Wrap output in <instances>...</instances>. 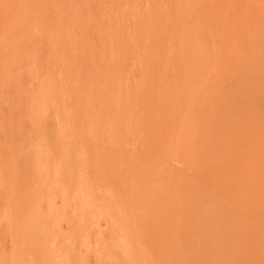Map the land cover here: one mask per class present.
I'll use <instances>...</instances> for the list:
<instances>
[{"label":"rangeland","instance_id":"obj_1","mask_svg":"<svg viewBox=\"0 0 264 264\" xmlns=\"http://www.w3.org/2000/svg\"><path fill=\"white\" fill-rule=\"evenodd\" d=\"M117 1L0 0V264H264V0Z\"/></svg>","mask_w":264,"mask_h":264},{"label":"bare ground","instance_id":"obj_2","mask_svg":"<svg viewBox=\"0 0 264 264\" xmlns=\"http://www.w3.org/2000/svg\"><path fill=\"white\" fill-rule=\"evenodd\" d=\"M164 1V0H163ZM137 0H118L116 3H115V5L113 6V8H114V10H115V6H118L119 8H116L117 10L116 11H114L113 9H112V11L111 12H117V13H122L123 11H125V10H127V9H132L133 7H134V5H136L137 4ZM158 2H160L161 3V1H156V5L154 4V3H144V9L145 10H149V11H151V10H154V8L155 9H157V7L159 8V5H158ZM150 8V9H149ZM166 9L167 8H160V10L162 11V12H164V14H163V20H166L167 19V15H166V19H165V13H166ZM168 10V9H167ZM124 16V15H123ZM176 47H178L177 45H176ZM175 47V49H178V48H176ZM189 48L191 47V46H188ZM180 49V48H179ZM186 50V49H185ZM178 51V50H177ZM180 52H181V50H179ZM188 51H189V49H188ZM188 51H184V49H183V51L182 52H188ZM184 54V53H183ZM186 54V53H185ZM188 54V53H187ZM186 57H187V55H185ZM188 64V63H187ZM190 65H192V64H190ZM183 66V65H182ZM177 68H181L180 66H179V64H178V66H176ZM178 69V70H179ZM182 69H184V68H182ZM169 69H166V71H165V69H164V71L162 70V72H163V74H165L164 72H166L167 73V71H168ZM173 70V72H174V68H172L171 69V71ZM181 70V69H180ZM180 70H179V72H177L179 75L181 74V72H180ZM182 71V70H181ZM175 72H176V70H175ZM177 73H174V74H177ZM162 74V73H161ZM171 74V73H170ZM169 74V75H170ZM51 78H52V90H51V93H50V97H49V100L51 99L52 100V105L54 106V107H56L55 108V111H56V114L57 115H60L61 116V119H62V128L59 130V131H55V132H52L51 133V135L54 137V138H56V139H60L62 142H63V144L66 146V144L68 143V138H67V133H68V131H70L69 129H71V122H69L70 124H68V116H67V114H65L67 111H63V109L60 107L61 106V104H68V99H64V96H65V94L67 93V91H64V87L65 86H61L62 84L59 82V80L56 78V74L54 73L52 76H51ZM63 83V82H62ZM65 83V82H64ZM61 84V85H60ZM60 86H61V88L63 89V91H62V89L60 88ZM66 88V87H65ZM68 89V88H67ZM44 97H46V95L45 94H43L42 96L40 95V98L42 99V98H44ZM39 99V98H38ZM43 100H45V98L43 99ZM42 100H40V102H41ZM45 102V101H44ZM67 104H66V106L65 107H67ZM61 111H63V113L61 112ZM172 115V114H171ZM170 115V117L173 119V118H175L174 117V115H172L171 116ZM168 116V115H167ZM166 116V117H167ZM170 117H168V119L170 118ZM91 118H93V117H91ZM70 119V118H69ZM103 119V118H102ZM172 119H171V121H172ZM174 120V119H173ZM70 121V120H69ZM92 121H93V119H92ZM92 121H90L89 123L87 122V123H85L84 124V126L87 124V127H86V129H84V130H87L89 127H88V125H91V122ZM170 121V122H171ZM94 122V121H93ZM103 122V121H102ZM115 122V121H114ZM95 123V122H94ZM94 123H92L93 124V126L92 127H90L89 128V130L88 131H91V133L93 134L92 136H95V137H92L91 138V136H90V139H92V141H93V139L95 138L96 139V135H99V132L97 133V131H94V130H96V123L94 124ZM104 123H106V122H104ZM113 123V122H112ZM111 123V124H112ZM99 124V123H98ZM97 124V125H98ZM68 125H70L69 127H68ZM94 125L96 126V127H94ZM106 125V124H105ZM109 125H110V123H109ZM83 125L80 127V128H85ZM99 127H100V125H99ZM103 126H101V128H102ZM69 128V129H68ZM95 128V129H94ZM100 128V129H101ZM99 129V130H100ZM104 129V128H103ZM79 130V129H78ZM83 130V131H84ZM92 130H93V132L95 133H93L92 132ZM82 132V131H81ZM100 132H101V130H100ZM184 132L186 133H188L189 132V130L188 131H185L184 130ZM83 133V132H82ZM91 133H90V135H91ZM115 133V132H114ZM182 134H183V132H181ZM78 134H80V132L78 133ZM88 133H86V135H87ZM189 134V133H188ZM188 134H186V136H185V141H186V143H185V145L184 144H182V145H184L186 148H188L190 145H191V143H190V145H186L187 144V136H189ZM179 135V134H178ZM51 136V138H53ZM174 136V135H173ZM177 135H175V137L173 138V139H178L179 138V136H177ZM180 136L182 137V140L184 139L183 138V136H184V134L183 135H181L180 134ZM67 138V139H66ZM189 138V137H188ZM180 139V138H179ZM55 140V139H54ZM97 140H98V138H97ZM104 140V139H103ZM181 140V139H180ZM180 140H178L179 142H180ZM182 140H181V142H182ZM191 140V139H190ZM58 141V140H57ZM95 141V140H94ZM176 141V140H175ZM185 141H183V143L185 142ZM188 141H189V139H188ZM99 142V141H98ZM100 142H101V144L104 142H102V140H100ZM99 142V143H100ZM95 143H96V141H95ZM189 143V142H188ZM194 143V142H193ZM196 143V142H195ZM91 144H92V142H91ZM97 144V143H96ZM105 144V142L103 143V145ZM63 145V146H64ZM102 145V146H103ZM109 145V144H108ZM108 145H106V146H108ZM180 145V144H179ZM181 145V146H182ZM60 146H61V144H60ZM63 146L61 147V148H63ZM95 146V145H94ZM101 146V147H102ZM184 146H182V147H184ZM195 146V145H194ZM105 147V146H104ZM185 147H184V149H185ZM60 148V149H61ZM66 148H68V147H66ZM66 148L64 149V154L66 153L67 154V152H68V149L66 150ZM108 149V148H107ZM179 150V149H178ZM61 151V150H60ZM59 153H61V152H59ZM108 153V152H107ZM192 154V153H191ZM187 156V155H186ZM179 157H180V155H179ZM224 157V156H223ZM178 158V157H177ZM225 159V158H224ZM252 159V158H251ZM79 161H78V163L75 165L76 166V168H74V164H73V166L71 167L72 169L74 168V172H75V169H78V168H81L82 169V167L84 166H86L85 168H87V166H90V165H88V162L86 163V160H84L83 159V157H81V159L79 158L78 159ZM42 161V160H41ZM40 161V162H41ZM44 162V161H43ZM50 162V161H49ZM198 162V161H197ZM42 163V162H41ZM41 163H39V165L41 164ZM72 163V162H71ZM187 163V162H186ZM38 164V163H37ZM51 164V163H50ZM90 164V163H89ZM45 165V164H44ZM91 165L92 166H90L91 168L92 167H94L95 169L94 170H96V171H94V172H98V171H102V169H100L99 170V168L100 167H98V169H97V167H95L96 166V163H94V165L91 163ZM177 165V164H176ZM193 165V164H192ZM38 166V165H37ZM99 166V165H98ZM186 166V165H185ZM208 166V165H207ZM40 167H42V166H40ZM50 167V166H49ZM78 167V168H77ZM183 167V166H182ZM198 167V166H197ZM38 168H39V166H38ZM43 168V167H42ZM52 169H53V166L51 167ZM50 168V169H51ZM83 170V169H82ZM82 170H80V169H78V172H80V171H82ZM84 171H86V170H84ZM91 171V170H90ZM180 171V170H179ZM187 171H189V170H187ZM72 172V171H71ZM77 172V171H76ZM184 172V171H183ZM200 172V171H199ZM73 173V172H72ZM101 173V172H100ZM174 173V172H173ZM76 174V173H75ZM168 174H170V173H168ZM210 174V173H209ZM54 176V178H56V180L58 179L59 180V178H57V177H55V174H53ZM72 175V174H71ZM73 175H74V173H73ZM92 175H93V171H92V173H91V175L89 174V175H85L84 177H78L77 178V176H76V178H71V183H70V185L68 186V189L66 188V185H64L63 184V182L62 183H59V182H57V183H59V185H60V187L59 188H57L58 189V191H60V192H63V195L65 194V196H67V194H68V200H66V199H64V200H66V202L68 203V207L70 206V204H72L71 203V200H73L74 198L75 199H79L80 197H78L79 195H80V192H83V191H79L78 193V195L76 196L75 195V193H73V192H75V191H77V190H74L73 192L71 191L72 189H71V184H74V186L76 185V183L77 184H79L78 182H81V184H82V181H83V183L85 182L86 183V185H88V187H86V191L88 190L87 188H89L90 190L92 189L91 187H90V177H92ZM120 175V174H119ZM175 175V174H174ZM174 175L171 173V175H170V177H169V180L168 181H172V179L174 178ZM190 175V174H189ZM51 176V175H50ZM65 176V175H64ZM67 176V175H66ZM65 176V177H66ZM75 176V175H74ZM102 176V175H101ZM104 176V175H103ZM173 176V177H172ZM202 176V175H201ZM242 176V175H241ZM244 176V175H243ZM242 176V177H243ZM64 177V178H65ZM107 177V176H106ZM177 177V176H176ZM185 177V176H184ZM205 177V176H204ZM209 177H211V176H209ZM214 177V176H213ZM212 177V178H213ZM241 177V178H242ZM51 178V177H50ZM64 178L61 180V181H63L64 180ZM203 177H201V179H202ZM206 178H208V177H206ZM244 178H246V177H244ZM67 179V178H66ZM73 179V180H72ZM176 179V178H175ZM178 179V178H177ZM176 179V180H177ZM184 179V178H183ZM214 179V178H213ZM42 180V179H41ZM45 180V179H44ZM174 180V179H173ZM200 180V179H199ZM206 180V179H205ZM245 180V179H244ZM247 180V179H246ZM65 181H67V180H64V182ZM171 181H170V183H171ZM192 181V180H191ZM242 181V180H241ZM52 182V181H51ZM139 182L140 181H137V182H133V180H132V182H130L131 183V186H133V187H138L139 186ZM172 182H175V180L174 181H172ZM178 182V181H177ZM182 182V181H181ZM199 182V181H198ZM206 182V181H205ZM208 182V181H207ZM69 183V182H68ZM68 183H67V185H68ZM85 183H84V185H85ZM43 184V183H42ZM46 184H47V182H46ZM49 184H54V182H52V183H50V180H49V182H48V185ZM55 184H56V182H55ZM117 184V187L118 188H120L119 186L122 184L124 187H126V186H128V185H124V182L123 181H119V182H117L116 183ZM128 184V183H127ZM203 184V183H202ZM58 185V184H57ZM178 185V184H177ZM50 186V185H49ZM130 186V185H129ZM184 186V185H183ZM203 186V185H202ZM47 187V186H46ZM54 187V186H53ZM122 187V186H121ZM124 187H122L123 189H124ZM196 187V186H195ZM198 187V186H197ZM196 187V188H197ZM55 188L56 187H54V190H55ZM122 188H120V189H122ZM132 188V187H131ZM200 188V187H199ZM45 189V188H44ZM79 189H80V186H79ZM119 189V190H120ZM90 190H88V192L90 191ZM115 190H118V189H115ZM125 190H127V187L125 188ZM125 190H122V192H125ZM204 191V190H203ZM39 193H40V191H38ZM59 192V193H60ZM68 192V193H67ZM72 192V193H71ZM84 192H85V189H84ZM121 192V191H120ZM39 193H38V195H39ZM90 193H92V191L90 192ZM88 194L91 198H93V199H91V198H89V196H86V197H88L87 199H88V201H89V203L91 204H93V203H98V201H99V203H100V201H104V199H103V197L100 199H96L95 198V196H94V194ZM125 193H127V192H125ZM57 194V193H56ZM62 194V193H61ZM123 194V193H122ZM128 194V193H127ZM156 194V193H155ZM85 195V194H84ZM163 195H165V193H163ZM41 196V195H40ZM64 196V197H65ZM94 196V197H93ZM202 196V195H201ZM62 197V196H61ZM81 197H82V195H81ZM41 198V197H40ZM113 198V197H112ZM140 198V197H139ZM138 198V199H139ZM141 198H144V197H141ZM194 198V197H193ZM82 199V198H81ZM85 199V198H84ZM110 199V198H109ZM117 199V198H116ZM189 199V198H188ZM195 199V198H194ZM198 199V198H197ZM69 200H70V202H69ZM80 200V199H79ZM162 200V195L161 194H156V195H154L152 198H150V199H148V201H150V202H154V203H157V202H160ZM40 201V200H39ZM76 201V200H75ZM85 201H86V199H85ZM85 201H83V202H85ZM111 201V200H110ZM112 201H113V199H112ZM108 202V201H107ZM200 202V201H199ZM203 202V201H202ZM50 204H52L53 202H49ZM88 203V202H87ZM86 203V204H87ZM98 203V204H99ZM102 203H105V202H102ZM191 203V202H190ZM50 204H49V206H50ZM108 204V203H107ZM95 205V204H94ZM105 205V204H104ZM173 205H174V203H173ZM178 205V204H177ZM196 205V204H195ZM88 206V205H87ZM93 206V205H92ZM92 206H89V207H92ZM96 206V205H95ZM198 206V205H197ZM50 207H52V205L50 206ZM94 207V206H93ZM102 207H104V206H102ZM146 207H147V204H144V206H143V210H146ZM190 207V206H189ZM193 207V206H192ZM201 208V207H200ZM53 209V208H52ZM52 209H50L51 211H53ZM87 209V210H86ZM85 210L86 211H88L89 210V208L87 207ZM92 209V208H91ZM85 210H83V212H85L86 213V211ZM94 209H92V210H89V211H93ZM119 210V209H118ZM89 211L87 212L88 213V215H90V213H89ZM202 211V210H201ZM55 212V211H54ZM54 212H52L53 214H54ZM57 212H59L58 214H57ZM198 212V211H197ZM95 213V212H94ZM145 213V212H144ZM63 215V213H61V211H56V214L54 215V218L52 219V220H58V219H63V217H62V215ZM109 214V213H108ZM66 215V214H65ZM41 216V215H40ZM86 216V215H85ZM92 217V216H91ZM91 217H89V218H91ZM121 217V216H120ZM38 218H39V215H38ZM51 218H52V216H51ZM86 218V217H85ZM87 219V218H86ZM36 220V219H35ZM32 221H34V220H32ZM31 221V222H32ZM56 229V228H55ZM207 230V229H206ZM201 245V244H200ZM57 245L54 243V245H50L49 247H52V248H50V252H48V256H45V257H43V259L41 260V263L40 264H56L58 261H56V260H58L57 258L59 257L58 255H57V251H58V249H57V247H56ZM227 246V245H226ZM240 246V245H239ZM219 247V246H218ZM179 248V247H178ZM47 249H49V248H47ZM115 249V251L116 250H118V251H120V253H123L124 255H122L123 256V260L122 261H119L120 263L119 264H130L131 262H132V255L131 254H129V253H127V251H129V245L128 244H126V243H124V244H121L119 241H117V243L115 242L114 243V245H113V250ZM218 250H220V249H218ZM218 253V252H217ZM216 254V253H215ZM110 254H106V257H105V262H104V264H113V262H111L110 260H111V258H109V257H111V256H109ZM211 255V254H210ZM209 256V255H208ZM216 256V255H215ZM210 257V256H209ZM208 258V257H207ZM212 258V257H211ZM215 258V257H214ZM120 259V258H119ZM206 259V258H205ZM222 259V258H221ZM208 260H211V259H208ZM207 260V261H208ZM210 262V261H209ZM213 262H215L214 260H213ZM211 263V262H210ZM219 263V262H218ZM63 264H65V263H63ZM207 264H209V263H207ZM215 264V263H214Z\"/></svg>","mask_w":264,"mask_h":264}]
</instances>
